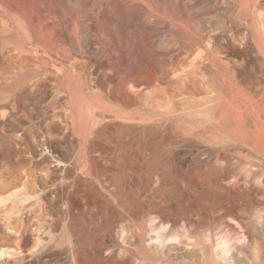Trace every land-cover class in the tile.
<instances>
[{"label": "rangeland", "instance_id": "374dc122", "mask_svg": "<svg viewBox=\"0 0 264 264\" xmlns=\"http://www.w3.org/2000/svg\"><path fill=\"white\" fill-rule=\"evenodd\" d=\"M145 1L152 10L143 6L141 19L160 31L152 39L132 27L128 11L105 25L107 0H27L32 25L0 7V30L12 28L44 57L29 63L27 101L0 104V225L8 229L0 227V264H77L79 254L97 252L113 261L96 264H217L218 233L228 223L237 227L228 264H264V141L257 148L255 133V123L264 128V39L239 0L215 8L202 0L191 11L200 43L171 36L168 22L179 4L199 0ZM51 24L63 50L30 30ZM150 67L152 83L135 76ZM75 90L76 105L68 101ZM134 111L135 119L120 116ZM150 167H158L152 177ZM207 167L231 171L224 188L206 180ZM208 190L217 197L207 201Z\"/></svg>", "mask_w": 264, "mask_h": 264}, {"label": "bare ground", "instance_id": "6f19581e", "mask_svg": "<svg viewBox=\"0 0 264 264\" xmlns=\"http://www.w3.org/2000/svg\"><path fill=\"white\" fill-rule=\"evenodd\" d=\"M26 1L27 0H0V7L1 6L4 7V8L3 7H1V8L5 9L8 16H11L12 13H18L22 18H25L27 20L28 24L32 25L31 23L33 22V18H32L33 15H32V12L28 10V6L26 4ZM201 2H202V0H199L196 3H189V5H186L185 3L179 4L178 13H177V20L175 21L170 16L168 17L169 32H170L171 36L178 38L181 42H184L185 39H187V38L191 39V40H196L197 43H200L202 41L201 37L192 34L190 29H189V24L193 21V13H191V11H194L196 8H198L202 4ZM210 2L212 3L214 8L218 7L221 4V0H210ZM104 6H105L104 7L105 8L104 9V24L105 25H109L110 23H112L114 21V17L118 11H120V10L128 11V12H131V16H132V18H131L132 27L134 29L138 30L139 33L142 34L145 39L146 38L150 39L151 37L154 38V36L159 35L160 31L158 28H156L154 26V24L153 25H147L148 23L145 24L144 21L141 19L140 14H141L142 9H144L145 6L148 7V4L146 3L145 0H107V2L105 3ZM143 6H144V8H143ZM238 6L242 12H245V13L251 12L252 13L251 14L252 15L251 25L254 28L253 31L255 32V35L257 37L264 39V31H263V25H262V23L264 22L263 21L264 18L262 19V17H261L262 15L260 12V9L262 7H264V4L261 2V0H239ZM148 9L152 10V7H148L147 10ZM167 15H168V13H167ZM195 16H197V15L195 14ZM197 18H198V16H197ZM199 20L200 21L198 22V24L200 26H202L205 23V20H204V18H199ZM21 23H22V21H21ZM8 26H10V25H8ZM34 26H36V25H34ZM30 30L39 36V40L44 39V40L48 41L51 44V46L54 47L55 49L63 50V47L66 48L64 45H61V41L58 38L59 33H60L59 26H57L55 24H51L50 26H48L47 31H45V32H42V31L36 32L34 30V27H30ZM26 32H28V31L26 30ZM77 35H78V29L76 28V26H74L73 29L69 32V38L71 40H75L78 37ZM13 45L18 46L16 48L19 52V55H20L18 57V60L16 58H14L13 52L15 49L13 48ZM61 52H63V51H61ZM31 62L33 63V65H37V62L38 63L44 62V57L36 56V55L32 54L31 52L27 51L26 43L24 41H22L21 38H19V40H18V38H16L15 30H13L12 28L8 27L6 32H3L0 30V92H2V94H0V104L8 103V102H11L13 100L17 101L18 103H24L27 101L28 95L24 91L26 90L29 79L34 75V73L32 74V71L29 67L30 66L29 63H31ZM108 63L109 62L105 61L104 65L106 66ZM135 76L138 78H141L140 80L143 79L146 83H152L154 80V77H155V70L152 67L148 68L147 72L146 71L139 72V70H138L135 73ZM99 77H102V76H99ZM41 86L43 89L46 87V85L44 83ZM17 90H23V91L19 95L14 96L13 92L17 91ZM80 93H81V91H80ZM93 98H95V97H93ZM115 98L119 102H121L122 105H124L126 107L129 104L133 105V103H132L133 100H131L132 97H130L128 95H124L123 93H116ZM81 99H82V96H80L79 93H76V90H75V92L71 91L68 94V101L71 104L76 105L78 102L80 103ZM102 100L103 99H101L100 101L102 102ZM82 105H83V103H82ZM226 105H228V104H226ZM81 109H83V107ZM223 111H225V110L223 109L222 113L220 114V118H222V119H223ZM104 113H106V112H104ZM135 113H137V111L136 112L134 111L133 113L132 112H130V113L124 112L120 116L128 118V119H130V118L135 119L136 118ZM89 114H88V112L87 113H81V114L77 113V116H79L78 118H80V119H86L87 117L88 118L91 117L92 113L90 115ZM101 115L105 116V115H107V113L104 115L103 114H101ZM72 117H75V113H72ZM224 118H225V115H224ZM102 119L105 120L107 118L103 117ZM117 119H119V116H117ZM223 120H222V123L224 122ZM105 122H106V120H105ZM230 123L233 126L232 122H230ZM230 123L228 125H230ZM255 126H256V132L255 133H256V138H257L256 146H257V148H261V145H262L261 141H264V136H263V138L261 137V135H264V128L258 122L255 123ZM228 129H230V128H228ZM124 130H125V127L121 128L120 131L124 132ZM231 130H232V132H236L234 127L233 128L231 127ZM98 138L104 139L103 132L98 134ZM119 168L121 170H123L127 167H119ZM150 168H151L150 176L152 177L153 174L156 171H158V167H150ZM207 168L210 169L209 172H204L205 170H203V173L205 175L206 180L208 182H210V177H212L218 183V185L222 188L224 186V182H226L228 177H229L228 173L230 170L225 171V170H227L226 167L225 168L223 167L224 171H223V169L218 168V167H207ZM230 173H231V171H230ZM257 176L258 175L254 176V178H257ZM117 179L120 180L121 177H118ZM258 179H260V178H258ZM263 179H264V177H263ZM263 179L261 178V181ZM83 181H84V179L82 177H78V182L80 185L83 184ZM238 181L240 182L241 179H238ZM238 181H236V183L239 184ZM207 185H208V187H210V183H207ZM236 186H238V185L236 184ZM81 192H83V191L81 190ZM87 193H88L87 195L84 194V197L89 198L90 197L89 192H87ZM159 193L163 196H167L168 190L163 189V190H160ZM117 194L123 199L124 195H123V191L121 188H119L117 190ZM215 195H217V194H213L210 190H208V192L206 193L207 201L211 200L212 197H217ZM128 198H129V196H127L126 200H124L125 204H128V201H127ZM68 209L71 213H73V211L75 209V204L73 203V198H70V207ZM73 215H74L75 220H77V215L75 213ZM263 219H264V217H263ZM234 220L232 221V223L233 222L237 223L239 228L244 230L243 232L247 231L248 228H246L247 226L244 225V222L236 221V220L234 221ZM0 227H1V229L3 228V230H5V232H7L8 229L5 228V226L0 225ZM236 228L237 227H235L233 224L228 223L224 226V229L218 233L219 234L218 246L216 247L217 248L216 249L217 264H228L229 263L228 256H229L231 249L233 248V246H231V239L233 238V235H235L237 233ZM158 235H159V233H158ZM158 235H157V237H158ZM22 236H23L22 240H23V242H25L26 237L24 235H22ZM163 239H166L165 235L159 236V239L157 238V241H159V243H160L161 240H163ZM174 239H176V238H174ZM174 239H172V240H174ZM163 242H164V240H163ZM77 258H78L77 264H96V261H101L103 263H110L111 261H113L112 258H105L103 256V254L100 252L99 253L97 252L95 255H92V256L79 254L77 256Z\"/></svg>", "mask_w": 264, "mask_h": 264}]
</instances>
